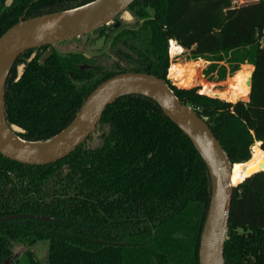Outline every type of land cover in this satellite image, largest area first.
Here are the masks:
<instances>
[{"label":"trees","instance_id":"1","mask_svg":"<svg viewBox=\"0 0 264 264\" xmlns=\"http://www.w3.org/2000/svg\"><path fill=\"white\" fill-rule=\"evenodd\" d=\"M95 1L0 0V37L20 20ZM127 12L137 26L124 27L117 18L92 34L90 50L108 48L113 61L107 66L98 56L55 49L40 62L49 46L17 60L4 103L7 123L23 130L20 138L52 139L100 84L143 73L164 80L207 123L232 163H248L255 144L264 152V0L240 7L231 0H137ZM170 40L178 44H171L172 58L189 52L192 61L210 64L205 75L217 81L235 76L242 64L252 66L243 68L250 77L254 70L251 88L249 76L242 85L248 101L234 103L242 94L238 83L230 93L215 92L218 86L208 83L200 91L173 86L168 72L181 82L187 73L180 68L195 66L191 75L196 64L170 67ZM101 127L108 132L100 147L85 143L52 165L27 166L0 155V218L53 219L1 222L0 264L12 261L17 247L25 249L26 264H41L31 250L40 242L49 243L47 264H198L211 185L192 142L143 96L110 105ZM242 183L233 192L225 263L264 264V172ZM12 264H21L20 258Z\"/></svg>","mask_w":264,"mask_h":264},{"label":"water","instance_id":"2","mask_svg":"<svg viewBox=\"0 0 264 264\" xmlns=\"http://www.w3.org/2000/svg\"><path fill=\"white\" fill-rule=\"evenodd\" d=\"M136 1L97 0L73 10L26 21L20 20L17 25L6 31L0 37V76L7 68L3 85L6 126L15 128L6 121L5 85L13 66L22 55L35 49L91 35L113 23ZM91 5L95 6L78 15L53 21L49 19ZM251 85L252 76L249 82L250 88ZM130 96H143L154 101L164 116L189 138L203 160L210 179L211 199L200 240L198 264H226L224 249L233 192L237 187L232 186V172L236 163L231 162L207 123L191 107L181 103L164 80L154 75L122 73L103 82L90 94L72 123L47 141L32 143L16 136L31 144L30 147H26L0 133V155L27 166H48L60 162L89 140L110 105ZM14 220L52 221L53 219L42 215L21 214L2 217L0 223Z\"/></svg>","mask_w":264,"mask_h":264},{"label":"rangeland","instance_id":"3","mask_svg":"<svg viewBox=\"0 0 264 264\" xmlns=\"http://www.w3.org/2000/svg\"><path fill=\"white\" fill-rule=\"evenodd\" d=\"M231 1H232V5L234 7H240V6H243L246 4L255 3L259 0H231ZM118 20L121 23V25L124 27H135L139 24V22L129 12L122 14L118 18ZM111 24H113V23H110V25ZM94 37L95 36L91 34L88 36H83L81 38H77V39H73V40L65 41V42H60V43H57L55 45H52V47L48 51H45V54L41 58L40 62H42L44 57H46L50 53L51 49H55L57 52H59L61 54L82 53L89 58L94 57V56H98V58H99L98 62L101 65L107 66L113 61L112 57L109 55L108 48H105L104 52H101V53H99V52L94 53L89 48L90 42L94 39ZM34 56H35L34 54L31 55V58H33ZM170 62H171L170 67L172 64H178L181 66H188L189 64H196V68H195V70H193L191 75H190V71L195 66H190L188 68H180V69L186 70L187 74H186V77L183 79V81H181V82H177V81L175 82L174 81L176 84V86H175L176 88H179V89L196 88L200 91L199 85L203 84V83H208L211 85L218 86L216 88L215 92L216 91H219V92L223 91V93H225V92L230 93L234 89V85H236L238 83L239 86L237 87V90H241L242 94H241L240 98L234 103H237L240 100L248 101V99H249L248 89L246 87L243 88L242 85L244 84L245 78L248 76L250 77V75L248 74L246 69H243V68L252 67V66H249L247 64H242L240 71L238 73H236L235 76H233V77L228 76L226 78V80L222 82V81L216 80V75L206 76L205 70L207 69V67L210 64L204 60L192 61L190 59V53L189 52L185 51V53L183 55L178 56V57H174V58L170 57ZM23 69H24L23 65L18 67V69H17L18 77L22 74ZM253 71L254 70L251 71V76H252ZM167 79L169 80L168 77H167ZM170 82L172 83L173 81H170ZM184 84L193 85V86L190 88H185V87H182ZM172 85H173V83H172ZM215 92H214V94H215ZM216 96H218V95H216ZM218 97H220V96H218ZM220 98H222V97H220ZM223 98H224V95H223ZM214 99H219V98H214ZM222 99H220V100H222ZM222 101L228 102L225 100V98ZM229 103H232V102H229ZM234 103H232V104H234ZM12 129H13V132H15L16 136H18L19 138H20L19 135L23 134V130L19 129L16 126H15V128H12ZM15 129H17V130H15ZM107 132H108L107 128H104V127L103 128L101 127L99 129L97 128L95 133L86 142V145L90 148L100 147L105 140L104 136L107 134ZM255 145H258V144H255ZM259 148H260V146H259ZM251 151H252V149H251ZM260 170H262V169H260ZM31 250L41 264H47L48 252H49V243L48 242H40V243L36 244ZM24 251H25V249L22 247H17L15 249V255L17 254L16 255L17 258L18 259L20 258L21 264H26V258L25 257L23 258L24 255L23 256L21 255L22 252H24ZM9 264H11V262Z\"/></svg>","mask_w":264,"mask_h":264},{"label":"bare ground","instance_id":"4","mask_svg":"<svg viewBox=\"0 0 264 264\" xmlns=\"http://www.w3.org/2000/svg\"><path fill=\"white\" fill-rule=\"evenodd\" d=\"M95 5L87 6L85 8H81L75 11L59 14L56 16H52L51 19L53 20H59L63 18L72 17L78 14H81L83 12H86L88 9L92 8ZM130 17V16H129ZM128 17V18H129ZM7 68L4 69L0 76V133H2L4 136H6L8 139L12 140L13 142L30 147L31 144H28L22 140H20L18 137H16L15 132H13V129L8 128L4 122V110H3V85L4 80L6 76ZM251 78V77H250ZM250 82V80H249ZM17 130V129H15ZM262 169V170H260ZM261 171H264V152L259 148L258 145H254L252 148V156L251 160L248 163H245L243 165H236L233 168L232 172V186H238L242 181H244L247 177L258 173ZM242 180L241 182H239ZM239 182V183H238ZM235 183H238L235 185Z\"/></svg>","mask_w":264,"mask_h":264},{"label":"built area","instance_id":"5","mask_svg":"<svg viewBox=\"0 0 264 264\" xmlns=\"http://www.w3.org/2000/svg\"><path fill=\"white\" fill-rule=\"evenodd\" d=\"M172 43H174V44L177 45V43H176L175 41H173V40H170V41H169V50H168L169 55H170V49H171V44H172ZM169 57H171V55H170ZM168 78H169V72H168ZM169 81H173V82H172L173 85L176 86V84H175L176 81H175V80L169 78ZM174 81H175V82H174Z\"/></svg>","mask_w":264,"mask_h":264},{"label":"flooded vegetation","instance_id":"6","mask_svg":"<svg viewBox=\"0 0 264 264\" xmlns=\"http://www.w3.org/2000/svg\"><path fill=\"white\" fill-rule=\"evenodd\" d=\"M90 43H91V42H90ZM51 47H52V46H49V48H48L46 51H48ZM89 48H90V45H89ZM51 50H52V49H51ZM16 255H17V254H16ZM16 255H14L12 261H7L8 264H9L10 262H11V264H12L14 260L18 259ZM7 262H6V263H7ZM6 263H5V264H6Z\"/></svg>","mask_w":264,"mask_h":264}]
</instances>
